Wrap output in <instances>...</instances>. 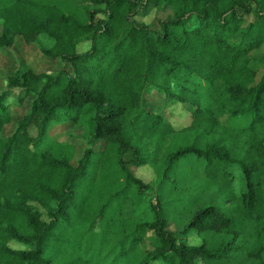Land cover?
I'll return each mask as SVG.
<instances>
[{
  "label": "trees",
  "instance_id": "1",
  "mask_svg": "<svg viewBox=\"0 0 264 264\" xmlns=\"http://www.w3.org/2000/svg\"><path fill=\"white\" fill-rule=\"evenodd\" d=\"M83 1L102 7L0 0V48L46 35L41 53L66 65L17 70L0 92V264H264V54L260 71L250 57L264 0ZM154 8L170 12L156 28L138 19ZM14 88L30 103L5 134ZM145 90L189 123L144 107ZM62 121L87 125L77 158L68 141L41 147ZM144 165L149 220L153 187L130 169Z\"/></svg>",
  "mask_w": 264,
  "mask_h": 264
},
{
  "label": "rangeland",
  "instance_id": "2",
  "mask_svg": "<svg viewBox=\"0 0 264 264\" xmlns=\"http://www.w3.org/2000/svg\"><path fill=\"white\" fill-rule=\"evenodd\" d=\"M84 6L91 8H100L102 6L94 5L92 3L85 2L83 0H76ZM169 10L163 8H154L146 16L138 17L139 20L151 27H157V19L169 17ZM53 44V41L46 35H39L36 40L31 44H25L21 36H16L14 44L11 49L0 48V92L5 88V77L14 73L17 70L30 68L34 72H51L55 73L62 68H66V65L55 59H50L44 56L40 49L49 48ZM88 47L87 43L80 45V50H85ZM264 54V45L250 53L251 59H253V65L260 71L262 68L261 57ZM5 104L9 114L12 117V122L5 126L4 133L8 134L14 129V123L18 120L29 108L30 97L26 98L21 105L16 103V98L19 95L20 89L14 88L8 91ZM143 106L149 110L161 112L164 117L176 126H184L189 123L190 112L188 109L182 106L181 103H168L164 96L157 94L151 90H145L143 96ZM87 125L74 124L71 121L54 122L49 124L45 137L41 140V147H49L54 142L68 141L73 143L76 147L75 157L81 156L82 150L86 145ZM133 174L140 178L142 181L152 185V189L144 193L143 198L145 200L144 207L137 213L140 214L145 220L151 218L149 212V204L155 203V186H156V170L149 166L144 165L140 167L130 168ZM235 174L234 189L239 192L243 189V178L240 171L237 168H232ZM167 192V191H166ZM178 225L174 222L170 223V229L174 230ZM190 244L198 243L199 239L196 235L189 236ZM10 247L14 249H27V246L22 244L11 242Z\"/></svg>",
  "mask_w": 264,
  "mask_h": 264
}]
</instances>
